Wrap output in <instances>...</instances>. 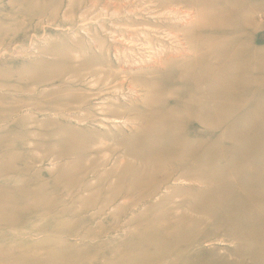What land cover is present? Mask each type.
<instances>
[{
  "label": "rangeland",
  "instance_id": "obj_1",
  "mask_svg": "<svg viewBox=\"0 0 264 264\" xmlns=\"http://www.w3.org/2000/svg\"><path fill=\"white\" fill-rule=\"evenodd\" d=\"M0 264H264V0H0Z\"/></svg>",
  "mask_w": 264,
  "mask_h": 264
},
{
  "label": "bare ground",
  "instance_id": "obj_2",
  "mask_svg": "<svg viewBox=\"0 0 264 264\" xmlns=\"http://www.w3.org/2000/svg\"><path fill=\"white\" fill-rule=\"evenodd\" d=\"M189 14V13H188ZM189 17V16H188ZM216 27V28H215ZM215 27H212V26H210L209 27V30L211 31V32H215V33H217V32H223V35H227V34H229L230 33V30H227V29H222V30H220V28H219V26H215ZM233 31H235V32H237L238 31V28H237V30H233ZM233 33V32H232ZM190 47H191V49H194L193 47V44H190ZM229 48V47H228ZM195 50V52H196V50L197 49H194ZM236 50V49H235ZM238 51V50H237ZM195 54V53H194ZM208 55H209V52H203L202 54H201V56H202V59H203V57L205 56V57H208ZM204 57V58H205ZM233 57H236L235 59H233ZM249 57H253L251 54L249 55ZM240 58V57H239ZM233 59V60H232ZM238 61V56H237V53H236V55H232V57H231V61H228V62H226V63H229L230 64V62L231 63H236V64H239V63H241V62H237ZM248 61V60H247ZM204 62V61H203ZM242 64V63H241ZM238 67H240L241 65H237ZM212 68L215 70V73H219V71H220V69L216 66V65H212ZM187 69H189V68H187ZM186 69V70H187ZM223 72H224V70H222ZM232 71V72H231ZM238 70H234V68H232V70H229V75H232L233 74V76H235V77H237V76H239V73H236ZM179 73V72H178ZM225 73V72H224ZM188 74V73H187ZM186 74V75H187ZM181 75V74H180ZM179 75V76H180ZM198 75V74H197ZM210 75V74H209ZM199 77L200 78H204V76H203V74L202 75H199ZM179 78V77H178ZM220 78V77H219ZM222 80V79H221ZM202 81V80H201ZM219 81H220V79H219ZM178 83V82H177ZM195 83H196V81H195ZM200 84H201V82H200ZM218 84V83H217ZM202 85V84H201ZM200 85V86H201ZM220 85V84H219ZM203 86V85H202ZM222 86V85H221ZM220 86V87H221ZM223 87V86H222ZM202 88V87H201ZM219 89H221V88H219ZM201 91H203V90H201ZM218 92V91H217ZM176 93H178V92H176ZM181 94V93H180ZM178 95V94H177ZM182 95V94H181ZM173 96H175V95H173ZM184 96V95H183ZM182 96V97H183ZM180 97V96H179ZM181 97V98H182ZM172 98H174V97H172ZM183 100V99H182ZM174 103V102H173ZM171 109V108H170ZM169 112V111H168ZM152 117V116H151ZM153 123H154V121H153ZM152 127V126H151ZM145 130V129H144ZM184 130H185V128H184ZM179 131H181V130H179ZM179 133V132H178ZM181 133V132H180ZM161 136V135H160ZM181 139H183V138H181ZM166 149V148H165ZM216 181V180H215Z\"/></svg>",
  "mask_w": 264,
  "mask_h": 264
}]
</instances>
